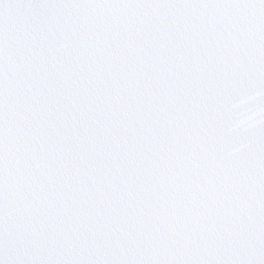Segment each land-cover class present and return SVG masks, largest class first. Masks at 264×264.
I'll return each instance as SVG.
<instances>
[{"label":"snow or ice","instance_id":"obj_1","mask_svg":"<svg viewBox=\"0 0 264 264\" xmlns=\"http://www.w3.org/2000/svg\"><path fill=\"white\" fill-rule=\"evenodd\" d=\"M0 264H264V0H0Z\"/></svg>","mask_w":264,"mask_h":264}]
</instances>
